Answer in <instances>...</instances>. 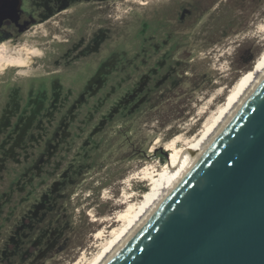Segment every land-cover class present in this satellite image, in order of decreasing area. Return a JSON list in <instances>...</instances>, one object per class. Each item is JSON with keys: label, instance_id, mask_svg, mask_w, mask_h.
I'll list each match as a JSON object with an SVG mask.
<instances>
[{"label": "rangeland", "instance_id": "1", "mask_svg": "<svg viewBox=\"0 0 264 264\" xmlns=\"http://www.w3.org/2000/svg\"><path fill=\"white\" fill-rule=\"evenodd\" d=\"M117 1L123 3L111 7L117 18L109 24L126 30L125 48L138 37L137 54L120 63V73L106 76L103 86L90 85L75 103L84 88L74 85L70 102L54 110L56 119L44 121L49 133L74 103L68 123L58 126V136L50 146L53 154L34 143L37 129L32 123L0 150V198L8 187L11 195L2 209L10 207L7 215L12 219L0 218V264H90L104 249L102 240L90 245L103 226L100 221L119 209L113 203L127 188L124 179L146 166L161 169L171 153L166 148L171 138L180 137L179 147L189 145L264 52V0H203V19H189L187 31L172 30L169 37L154 39L157 46L152 52L143 51L148 34L132 30L142 27L137 11L148 15L149 0ZM110 34L112 39L119 37ZM37 39L28 36L20 41L26 49L37 48L23 67L0 71V109L5 84L25 95L27 85L44 72L42 46L51 48L54 42L41 44ZM164 41L170 44L169 52L159 50ZM90 58L93 65L98 62L93 55ZM40 158V171H35L32 167ZM26 171L32 175L27 184L22 177ZM17 178L20 185L13 188L11 181ZM46 204L52 206L49 211ZM28 208L34 210L30 213ZM23 209L25 216L40 218L33 217L31 227L25 229V262L19 244L5 253L2 250ZM107 230L110 234L112 227Z\"/></svg>", "mask_w": 264, "mask_h": 264}, {"label": "water", "instance_id": "2", "mask_svg": "<svg viewBox=\"0 0 264 264\" xmlns=\"http://www.w3.org/2000/svg\"><path fill=\"white\" fill-rule=\"evenodd\" d=\"M101 264H264V69Z\"/></svg>", "mask_w": 264, "mask_h": 264}, {"label": "flooded vegetation", "instance_id": "3", "mask_svg": "<svg viewBox=\"0 0 264 264\" xmlns=\"http://www.w3.org/2000/svg\"><path fill=\"white\" fill-rule=\"evenodd\" d=\"M146 2L148 1L141 3ZM121 3L123 2L117 0H0V47L5 43L16 46L23 37L27 39L28 36L38 37L37 43L41 44L54 42L51 48L42 46L45 50H41L44 72L39 79H32L27 85L25 95L16 86L4 85L7 92L3 96L4 102L0 109V150L4 144L15 141V135L20 132L19 130L32 123L37 129V133L33 135L34 143L40 145L47 154H53L50 146L55 143L58 136L60 129L58 126L60 123H68L67 119L71 117L74 103L82 98L90 85L94 84L96 89L103 86L101 81L105 83L108 80L106 76L109 77L110 73L114 71L120 73L119 67H122L120 63L130 60L137 54L138 37L130 39L128 43L131 47L125 48L126 30L122 29L121 25L111 27L109 24L110 19L117 18L116 15H112L111 10L113 12L114 10L111 7H118ZM149 4L148 15L137 11L136 18L143 19L142 27L133 26L132 29L137 35L142 31L148 34L149 41L143 45L144 52L148 50L152 52L157 46L154 39L169 37L172 30L187 31L189 19H203L202 12L205 7L203 0H149ZM131 27L130 25L127 31ZM110 32L118 33L119 37L112 39ZM169 45L168 41H164L159 50L169 52L171 49ZM92 55L98 61L95 65L90 58ZM26 61L21 66H5L2 69L21 68ZM35 80L37 82H34ZM74 85L84 90L77 94L76 100L61 120L54 123L53 130L45 132L44 121L52 122L56 119L54 110L64 108L61 105L65 101L70 102ZM4 158L2 156L1 160ZM42 162L40 158L37 165H33V170L40 171ZM29 172L22 174L25 184L32 178ZM40 175L42 173H39V177ZM11 182L13 188L20 185L18 178ZM6 189L2 195L5 200L0 198V218L5 216V220L2 221L11 222L12 219L7 215L11 208L2 209L11 195L8 187ZM25 192L31 194L33 191L26 189ZM46 208L49 211L52 206L46 204ZM30 210L34 209L28 208V212L31 213ZM33 217L40 220L37 215L25 216L24 209L17 215L15 227L11 229L14 233H11L5 247L2 248L4 253L5 250H11L19 244L22 246L21 254L25 262V229L31 227ZM21 231L23 233L19 238L16 237Z\"/></svg>", "mask_w": 264, "mask_h": 264}, {"label": "bare ground", "instance_id": "4", "mask_svg": "<svg viewBox=\"0 0 264 264\" xmlns=\"http://www.w3.org/2000/svg\"><path fill=\"white\" fill-rule=\"evenodd\" d=\"M36 53V48L26 49L23 44L11 46L9 43H5L0 47V71L5 66L23 65L29 55ZM263 69L264 52L254 62L252 68L243 73L236 81L228 92L226 103L218 111L216 109V113H211L208 121H205V124L203 123L202 130L189 141V145L179 147L178 142L180 137L175 136L171 138L166 143V148L171 153L161 169L155 168V165L146 166L124 179L123 183L127 188H124L122 198L113 203V206L119 209L115 212V215H108L100 221L103 226L95 233L93 244L90 245L91 247L95 246V243L102 240L104 249L90 264H101L105 256L124 238L126 233L131 230L140 217L152 206L158 196L162 194L163 190L173 183V179L186 164V156L189 153H195L196 149L200 148V145L207 139V136L216 128L217 123L224 118L233 105L237 103L244 90L254 81L255 74L261 72ZM109 227H112V230L110 234H106ZM112 235L114 239H111Z\"/></svg>", "mask_w": 264, "mask_h": 264}]
</instances>
